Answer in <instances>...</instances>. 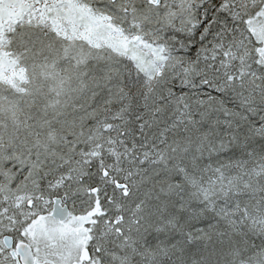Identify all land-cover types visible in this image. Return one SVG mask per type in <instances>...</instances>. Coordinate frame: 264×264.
<instances>
[{
  "label": "snow or ice",
  "instance_id": "1",
  "mask_svg": "<svg viewBox=\"0 0 264 264\" xmlns=\"http://www.w3.org/2000/svg\"><path fill=\"white\" fill-rule=\"evenodd\" d=\"M0 264H264V0H0Z\"/></svg>",
  "mask_w": 264,
  "mask_h": 264
}]
</instances>
